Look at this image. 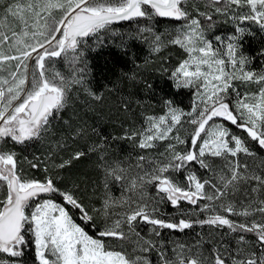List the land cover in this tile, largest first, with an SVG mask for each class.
Listing matches in <instances>:
<instances>
[{
	"label": "snow or ice",
	"instance_id": "1",
	"mask_svg": "<svg viewBox=\"0 0 264 264\" xmlns=\"http://www.w3.org/2000/svg\"><path fill=\"white\" fill-rule=\"evenodd\" d=\"M220 17L232 32L209 38ZM157 18L180 22L166 42L151 24L133 38L147 42L153 55L169 46L185 53L168 75L176 89L193 90L190 110L165 100L162 114H142L141 124L112 138L133 149L123 158L112 155L104 138L56 163L53 156L66 146L57 141L45 177H26L22 164L39 169V158L21 161L11 146L54 135L53 122L75 93L102 99L87 87L89 41L102 45L101 33L114 23ZM253 28L264 33V0L0 3V264H23L27 248H34L36 264H156L153 254L159 264H264V157L248 146L251 141L264 151V68H250L252 60L241 52ZM88 153L97 154L102 174L94 185L99 207L89 208L78 186L61 188L47 175ZM163 203L190 208L166 220ZM95 217L102 226L93 235L86 226L93 227ZM194 227L209 231L190 243L170 241L171 248L160 239L164 229Z\"/></svg>",
	"mask_w": 264,
	"mask_h": 264
},
{
	"label": "trees",
	"instance_id": "2",
	"mask_svg": "<svg viewBox=\"0 0 264 264\" xmlns=\"http://www.w3.org/2000/svg\"><path fill=\"white\" fill-rule=\"evenodd\" d=\"M4 2L5 0H0V3ZM223 19V17L219 18L217 27L209 33V37L227 34L232 30L233 25L222 23ZM145 24H151L156 32L163 33V39L166 42L170 38L168 33H171L178 22L157 18L153 21L116 23L111 25L108 31L101 33L104 41L102 45L95 44L93 42L95 38L89 41V45L85 48V60L90 70L87 87L97 95H101L102 99L93 100L83 91L75 93L70 106L62 113V119L53 122L54 135L46 137L43 141L31 142L26 146H11L21 161L25 156L33 162H37L35 158H39L41 163L39 169L33 170L26 163L22 164L26 177L35 179L45 177L46 173L43 169L45 165L51 168V162L47 157L49 152L53 151L57 141H62L66 146L57 150L53 156L56 163L71 159L78 151L87 153L90 145L99 144L104 138H107V143L111 146L109 150L112 155L123 158L133 149L127 141L112 138L121 136L130 126L141 124L142 114H162L165 111L163 103L165 100H171L174 105L184 110L190 109L193 99L192 89H176L168 75L185 58V53L178 47L169 46L158 54H151L147 42L133 38L138 35V29ZM253 32L254 35L245 36L241 41V52L252 60L250 68L264 64V57L260 56L261 50H264V33L256 28H253ZM57 67L66 72L61 64L58 63ZM163 69L168 71L165 72ZM148 85L151 87L149 88ZM124 104L129 105L128 111L123 109ZM64 121H68V124ZM77 129H83L80 136H75ZM232 130L243 135L235 128ZM248 146L258 154V158L264 157V151L254 142L249 141ZM97 163V154L88 153L78 160H72L71 164L64 169H51L47 175L56 179L61 188L78 186L79 194L87 206L99 207V190L94 188V185L101 181L102 174L97 168ZM113 192L114 195H119L117 190L114 189ZM189 208L190 206L186 203L181 205V210ZM181 210L163 203L160 205V218L178 220L181 218ZM71 211L77 223H82L75 210ZM184 218H188L186 214ZM101 226L102 220L95 217L93 227L86 226V230L95 235L97 228ZM142 231L144 235H148L147 226ZM208 231L207 227L203 229L194 227L183 233L164 229L160 239L169 242L168 247L171 248L170 241L179 240L190 243L196 238L197 232ZM111 243L113 246L119 244L118 241H111ZM117 250H119L118 247ZM153 259L158 258L153 254ZM20 260L23 264H32L35 260L34 248H27Z\"/></svg>",
	"mask_w": 264,
	"mask_h": 264
},
{
	"label": "rangeland",
	"instance_id": "3",
	"mask_svg": "<svg viewBox=\"0 0 264 264\" xmlns=\"http://www.w3.org/2000/svg\"><path fill=\"white\" fill-rule=\"evenodd\" d=\"M179 23L180 22H178V24L173 28V30L171 31V33H175V29L178 27V25H179ZM232 32V30H230L227 34L226 33H224L223 35H221V36H223V37H226L228 34H230ZM208 35H209V33H208ZM214 37V36H213ZM212 37V38H213ZM209 38H211V37H209ZM260 67V68H259ZM261 68H264V64H260V65H258V67H256V68H254V69H257V70H259V69H261ZM250 90H252V91H254L255 90V86H252V88L250 89ZM193 91V90H192ZM194 100V95H193V99H192V101ZM192 104V103H191ZM190 110V109H189ZM185 111H187V110H185ZM186 131H190V129H188L187 128V126H186ZM182 135H185L186 134V132H182L181 133ZM156 263L157 264H159V261H158V259L156 260ZM32 264H36V261L34 260V262L32 263Z\"/></svg>",
	"mask_w": 264,
	"mask_h": 264
},
{
	"label": "water",
	"instance_id": "4",
	"mask_svg": "<svg viewBox=\"0 0 264 264\" xmlns=\"http://www.w3.org/2000/svg\"><path fill=\"white\" fill-rule=\"evenodd\" d=\"M160 19L170 20V19H167V18H160ZM171 21H173V20H171ZM121 22H127V21H121ZM121 22H117V23H121ZM176 22H177V21H176ZM114 24H116V23H114Z\"/></svg>",
	"mask_w": 264,
	"mask_h": 264
}]
</instances>
